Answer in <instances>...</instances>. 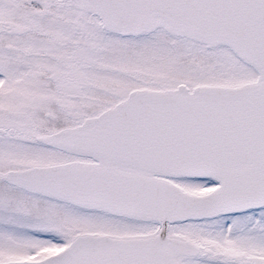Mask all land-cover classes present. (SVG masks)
<instances>
[{
  "label": "snow or ice",
  "instance_id": "1",
  "mask_svg": "<svg viewBox=\"0 0 264 264\" xmlns=\"http://www.w3.org/2000/svg\"><path fill=\"white\" fill-rule=\"evenodd\" d=\"M0 264H264V0H0Z\"/></svg>",
  "mask_w": 264,
  "mask_h": 264
}]
</instances>
